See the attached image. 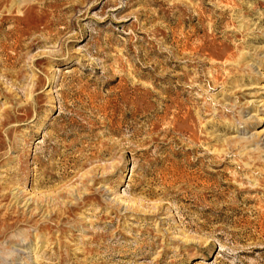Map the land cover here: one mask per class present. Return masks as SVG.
<instances>
[{"label":"rangeland","instance_id":"rangeland-1","mask_svg":"<svg viewBox=\"0 0 264 264\" xmlns=\"http://www.w3.org/2000/svg\"><path fill=\"white\" fill-rule=\"evenodd\" d=\"M0 264H264V0H0Z\"/></svg>","mask_w":264,"mask_h":264}]
</instances>
